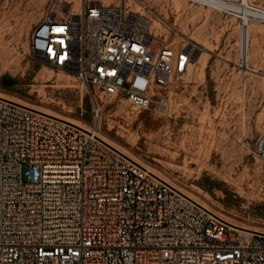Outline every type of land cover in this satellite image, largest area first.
Here are the masks:
<instances>
[{"label":"built area","instance_id":"built-area-1","mask_svg":"<svg viewBox=\"0 0 264 264\" xmlns=\"http://www.w3.org/2000/svg\"><path fill=\"white\" fill-rule=\"evenodd\" d=\"M227 11L241 24L250 18ZM149 25L125 0H79L77 10L47 0L29 46L101 94L162 112L166 86L188 72L199 45ZM253 152L264 160V94ZM0 264H264V233L226 220L92 131L0 95Z\"/></svg>","mask_w":264,"mask_h":264},{"label":"rangeland","instance_id":"rangeland-1","mask_svg":"<svg viewBox=\"0 0 264 264\" xmlns=\"http://www.w3.org/2000/svg\"><path fill=\"white\" fill-rule=\"evenodd\" d=\"M67 1L77 10L79 0ZM212 1L125 0L150 17L153 33L172 26L174 40L199 45L188 72L166 86L167 108L158 112L37 59L29 39L47 0H0V79H12L0 84V95L96 130L221 217L264 233V160L253 152L264 94V0H246L263 11L247 25L227 11L239 0ZM249 25L246 67L242 31Z\"/></svg>","mask_w":264,"mask_h":264},{"label":"bare ground","instance_id":"bare-ground-1","mask_svg":"<svg viewBox=\"0 0 264 264\" xmlns=\"http://www.w3.org/2000/svg\"><path fill=\"white\" fill-rule=\"evenodd\" d=\"M208 1H212V0H208ZM68 2H70V1H68ZM212 2H214V6H217L218 7V5H216V1L214 0V1H212ZM222 4V3H221ZM220 4V5H221ZM130 8H132V9H135V10H140V9H138V7H135L134 8V6L129 2L128 4H127ZM239 6L240 7H233V6H227L228 8H230V10H232V11H234V12H239V13H241L242 15H244L245 17L247 16H251V14H262L263 13V11L260 9V10H257V9H247L245 6H244V4L243 3H240L239 4ZM248 20H251L250 18L248 19ZM249 22L247 21L246 23H243L242 25H247ZM151 24H152V20H151V23H150V28H152L151 27ZM250 31V25L249 26H247V28H244L243 29V31H242V38H243V45H242V53H241V57L243 58V61L244 62H246L247 64H245V66L246 67H248V48L246 47V40H247V37H248V32ZM192 65V64H191ZM244 65V64H243ZM248 69H250V68H248ZM1 96H3V95H1ZM5 97V96H4ZM6 98H8V97H6ZM11 99V98H10ZM12 100H14V99H12ZM44 112V111H43ZM44 113H46V114H49V113H47V112H44ZM50 115H52V114H50ZM65 120V119H64ZM74 124H76V123H74ZM77 125V124H76ZM79 126V125H78ZM80 127H82V128H85V129H87V130H90V131H92L94 134H96L98 137H100L102 140H104L106 143H108L109 145H111L108 141H106L96 130H91V129H89V128H86V127H83V126H80ZM111 146H113V145H111ZM114 147V146H113ZM114 148H116V147H114ZM117 149V148H116ZM118 150H120V149H118ZM122 152V151H121ZM123 153V152H122ZM125 154V153H124ZM128 156V155H127ZM140 163V162H139ZM141 164V163H140ZM143 165V164H142ZM144 167H146L148 170H150V171H152V172H154L153 170H151L150 168H148L147 166H145V165H143ZM155 173V172H154ZM155 174H157V173H155ZM158 175V174H157ZM158 176H160V175H158ZM161 177V176H160ZM161 178H163V177H161ZM164 179V178H163ZM175 185V184H174ZM202 204V203H201ZM204 205V204H203ZM205 206V205H204ZM207 207V206H206ZM216 213V212H215ZM227 220V219H226ZM229 221V220H228ZM231 222V221H230ZM233 224H236V223H234V222H232ZM237 226H239L238 224H236ZM239 227H241V226H239ZM242 228H244V229H247L246 227H242ZM250 230V229H249Z\"/></svg>","mask_w":264,"mask_h":264},{"label":"trees","instance_id":"trees-1","mask_svg":"<svg viewBox=\"0 0 264 264\" xmlns=\"http://www.w3.org/2000/svg\"><path fill=\"white\" fill-rule=\"evenodd\" d=\"M12 83V79L9 77L2 76L0 79V84L2 86H9Z\"/></svg>","mask_w":264,"mask_h":264},{"label":"snow or ice","instance_id":"snow-or-ice-1","mask_svg":"<svg viewBox=\"0 0 264 264\" xmlns=\"http://www.w3.org/2000/svg\"><path fill=\"white\" fill-rule=\"evenodd\" d=\"M57 32L62 31V29H56Z\"/></svg>","mask_w":264,"mask_h":264}]
</instances>
